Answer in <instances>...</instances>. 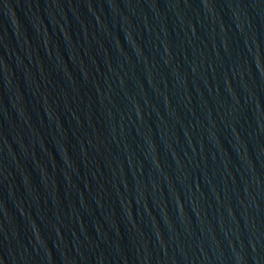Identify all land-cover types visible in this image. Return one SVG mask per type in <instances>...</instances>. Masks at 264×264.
<instances>
[{
  "label": "water",
  "instance_id": "1",
  "mask_svg": "<svg viewBox=\"0 0 264 264\" xmlns=\"http://www.w3.org/2000/svg\"><path fill=\"white\" fill-rule=\"evenodd\" d=\"M0 264H264V0H0Z\"/></svg>",
  "mask_w": 264,
  "mask_h": 264
}]
</instances>
